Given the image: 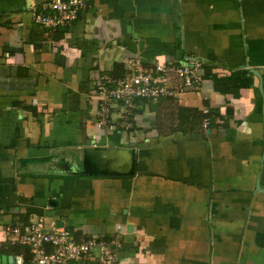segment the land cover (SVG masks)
<instances>
[{"label": "crops", "instance_id": "obj_1", "mask_svg": "<svg viewBox=\"0 0 264 264\" xmlns=\"http://www.w3.org/2000/svg\"><path fill=\"white\" fill-rule=\"evenodd\" d=\"M50 1L0 0V264H32L4 227L33 215L112 264H264V0H84L67 29ZM190 59L201 84L97 126L101 74Z\"/></svg>", "mask_w": 264, "mask_h": 264}, {"label": "built area", "instance_id": "obj_2", "mask_svg": "<svg viewBox=\"0 0 264 264\" xmlns=\"http://www.w3.org/2000/svg\"><path fill=\"white\" fill-rule=\"evenodd\" d=\"M85 8L84 0L50 1L44 5L50 14L34 11L32 20L50 29H67L78 21ZM129 64L130 73L122 78L106 74L99 76L96 87L98 127L108 126L112 130L118 127L125 130L131 128V123L125 117L115 123L111 121V103H120L125 107L124 113L127 115L136 100L153 102L176 97L186 89L202 83L204 62L199 59H190L182 66L155 63L151 69L144 68L139 61H131ZM173 76L177 79L175 86ZM208 124L209 120L204 119L203 126L207 128ZM4 232L9 244L29 249L32 264H73L93 258V254L100 264H112L119 247L116 240L88 238L78 241L73 233L58 227L53 219L43 215L31 216L22 226H6Z\"/></svg>", "mask_w": 264, "mask_h": 264}, {"label": "trees", "instance_id": "obj_3", "mask_svg": "<svg viewBox=\"0 0 264 264\" xmlns=\"http://www.w3.org/2000/svg\"><path fill=\"white\" fill-rule=\"evenodd\" d=\"M19 247V246H18ZM18 247H13L14 249L18 248Z\"/></svg>", "mask_w": 264, "mask_h": 264}, {"label": "water", "instance_id": "obj_4", "mask_svg": "<svg viewBox=\"0 0 264 264\" xmlns=\"http://www.w3.org/2000/svg\"><path fill=\"white\" fill-rule=\"evenodd\" d=\"M58 225V224H57ZM9 260H11L12 261V259H9Z\"/></svg>", "mask_w": 264, "mask_h": 264}]
</instances>
